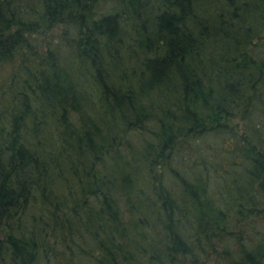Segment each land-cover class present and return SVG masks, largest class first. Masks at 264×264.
<instances>
[{
	"label": "trees",
	"instance_id": "16d2710c",
	"mask_svg": "<svg viewBox=\"0 0 264 264\" xmlns=\"http://www.w3.org/2000/svg\"><path fill=\"white\" fill-rule=\"evenodd\" d=\"M263 26L264 0H0V264H264Z\"/></svg>",
	"mask_w": 264,
	"mask_h": 264
},
{
	"label": "rangeland",
	"instance_id": "374dc122",
	"mask_svg": "<svg viewBox=\"0 0 264 264\" xmlns=\"http://www.w3.org/2000/svg\"><path fill=\"white\" fill-rule=\"evenodd\" d=\"M212 12V11H211ZM253 44H258V45H262L264 46V26H263V30L258 34L257 37H255L253 39ZM254 46V45H253ZM257 46V45H256ZM217 50H215L214 56H216V58H218L219 52H216ZM257 51V50H254ZM251 51V55L255 58L258 59V55L254 52ZM209 49H205L203 55H204V64L206 67H210L211 64L209 63V61L207 60V56L209 54ZM220 56V55H219ZM219 59V58H218ZM258 122V120H256ZM229 125L231 126V128H233L234 130L241 132L243 130V127L247 125V121H245L243 118H241V112L236 113L229 121H228ZM195 139V138H194ZM196 141V140H195ZM198 141V140H197ZM203 144V142H201ZM188 144H194V141H191L190 143H183L182 146L186 147L188 146ZM190 146V145H189ZM203 147L207 148L206 144L203 145ZM201 149V148H198ZM207 151H209V149H207ZM194 156V155H193ZM218 257V254H216L213 250H211L209 252V255L207 256V258H209V261L214 260L216 261Z\"/></svg>",
	"mask_w": 264,
	"mask_h": 264
}]
</instances>
